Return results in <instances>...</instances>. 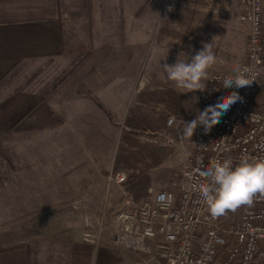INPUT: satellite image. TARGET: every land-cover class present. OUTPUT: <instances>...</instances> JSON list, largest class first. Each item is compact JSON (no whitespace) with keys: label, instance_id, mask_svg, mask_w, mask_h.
<instances>
[{"label":"crops","instance_id":"crops-1","mask_svg":"<svg viewBox=\"0 0 264 264\" xmlns=\"http://www.w3.org/2000/svg\"><path fill=\"white\" fill-rule=\"evenodd\" d=\"M239 15V0H0V94L9 91L1 124L14 132H52L58 141L52 151L70 150L63 137L80 134L91 137L92 145L77 146L101 151L93 137L115 135L129 110L131 121L143 118L132 100L147 87H174L160 65L174 64L181 51L192 56L212 43V68L235 65L233 47L249 27ZM48 68L53 77H42ZM155 77L163 83L155 86ZM32 81L39 89L30 94L25 87ZM108 167L94 160L85 167L88 188L99 201L105 199ZM114 234L111 220L101 229L91 226L68 242L60 262L141 264L116 246Z\"/></svg>","mask_w":264,"mask_h":264},{"label":"rangeland","instance_id":"rangeland-1","mask_svg":"<svg viewBox=\"0 0 264 264\" xmlns=\"http://www.w3.org/2000/svg\"><path fill=\"white\" fill-rule=\"evenodd\" d=\"M245 33L243 30L238 46L233 47L237 54L235 65L221 66L224 71L244 62ZM212 70L214 67L209 73ZM147 74L144 73V79ZM41 75L50 78L54 73L48 68ZM153 80L157 81L155 86L163 83L161 77ZM162 85L145 87L143 97L132 100L130 105L134 107L137 102L138 118L142 115V119L131 121L129 110L115 135L93 137L99 140L101 151L82 150V145L91 146L93 140L82 134L63 137L65 145L71 144L70 150L52 151L49 146L58 142L52 132H14L0 121V249L15 245L23 248L27 239L34 238L44 245L52 244L54 257H63L68 242L93 225L101 229L108 220L112 221L114 213L124 210L125 200L130 207L129 201L139 204L152 199L158 191L176 190L181 183L180 173L191 158L190 139L184 135L183 126L195 116V111L187 110L191 104H184L193 93L181 95L182 90ZM38 89L36 82L25 87L30 94ZM151 90L157 93L150 95ZM8 92L7 89L0 94V104L7 100ZM252 103L264 104V87L252 96ZM8 108L7 104H1L0 112H7ZM169 118L175 120L171 126H167ZM38 145L45 147L42 150ZM108 148L112 151H106ZM90 160L102 166L109 163L111 167L104 174L107 188L104 201L97 200L98 194L88 188V174L84 172ZM117 174L126 176L124 184L109 181ZM108 197L111 210L106 205Z\"/></svg>","mask_w":264,"mask_h":264},{"label":"built area","instance_id":"built-area-1","mask_svg":"<svg viewBox=\"0 0 264 264\" xmlns=\"http://www.w3.org/2000/svg\"><path fill=\"white\" fill-rule=\"evenodd\" d=\"M239 4V20L249 26L244 62L231 70L214 67L209 79L248 68L254 81L239 89L219 85V91H212L215 82H209L207 91L197 92L200 110L230 91L242 99L209 130L197 127L189 142L191 158L176 190L158 191L139 204L129 201V209L111 218L116 246L141 264H264V196L256 194L251 203L213 217L195 190L202 179L199 171L213 160L264 157V105L252 103V96L264 86V0ZM125 180L124 174L109 178L116 185Z\"/></svg>","mask_w":264,"mask_h":264},{"label":"clouds","instance_id":"clouds-1","mask_svg":"<svg viewBox=\"0 0 264 264\" xmlns=\"http://www.w3.org/2000/svg\"><path fill=\"white\" fill-rule=\"evenodd\" d=\"M169 51L170 49L167 58ZM216 62L212 43H204L194 55L189 56L181 51L174 64L160 65L164 78L176 89L182 90L181 95L193 93L191 99L184 103L191 104L188 111H195L194 119L184 122L183 126L184 135L190 140L198 126L205 131L209 130L221 119L223 113L242 99L238 92L230 91L200 110L194 107L198 103L195 93L207 91L209 82H215L212 91H219V85L226 89H239L254 81L248 68L235 69L232 74L223 78L216 77L212 81L209 79V70ZM168 123L172 125L174 119L170 118ZM199 176L202 179L196 184L195 190L200 202L213 217L223 215L226 210L235 209L242 204L251 203L256 194L264 196V157L241 155L236 162L232 158L213 160L204 170L199 171Z\"/></svg>","mask_w":264,"mask_h":264},{"label":"trees","instance_id":"trees-1","mask_svg":"<svg viewBox=\"0 0 264 264\" xmlns=\"http://www.w3.org/2000/svg\"><path fill=\"white\" fill-rule=\"evenodd\" d=\"M27 240L28 244L24 246L25 248H19L15 245L0 249V264H64L60 262L59 257L53 256L52 244L47 246L42 241L34 238ZM40 255L44 256L39 257ZM15 257H18V259H15Z\"/></svg>","mask_w":264,"mask_h":264}]
</instances>
